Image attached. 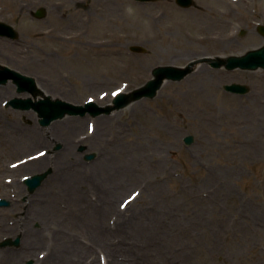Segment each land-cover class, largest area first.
Returning <instances> with one entry per match:
<instances>
[{"label":"rangeland","instance_id":"374dc122","mask_svg":"<svg viewBox=\"0 0 264 264\" xmlns=\"http://www.w3.org/2000/svg\"><path fill=\"white\" fill-rule=\"evenodd\" d=\"M35 1H24L23 8L0 3V20L20 32V42L10 41L8 47L0 43V63L34 76L43 87H57L53 99L77 104L93 99L106 105L117 91L146 83L158 65L182 66L202 55H241L264 44L257 29L264 24V0H229L233 7L227 0H195L190 8L175 0H102L110 16L107 24L98 23L91 31L87 16L107 14L97 10L100 1ZM218 6L229 18L209 29L230 32V46L218 49L191 37L186 46L170 49L171 60H158L148 71L130 65L116 68L93 41L112 27L109 18L117 19L113 29L125 25L130 37L112 44L125 52L119 58L123 65L133 63L156 49L153 34L146 35V15L157 14L169 28L190 21L196 27L191 13ZM39 7L47 11L43 18L31 13ZM158 22L155 18L153 24ZM35 24L54 28L58 37L53 33L38 38L42 28L34 30ZM67 34L73 35L69 41L59 40ZM131 45H143L147 51L133 52ZM234 81L249 83L252 92L240 96L223 88ZM193 90L201 100L190 94ZM26 96L13 82L0 85V107L7 110L0 113V198L10 201L0 207V258L23 246L29 202L47 200L40 187L29 191L24 178L51 169L45 183L56 170L52 156L59 154L61 172L70 166L96 172L72 190L61 189V219L49 226L52 232L61 229L57 264H264V68L228 70L201 63L183 80L165 81L153 98L97 117L66 115L48 126L41 125L33 109L7 104ZM67 117L75 119V126L83 122V127L74 134L69 133L74 124L63 123L61 137H52L53 124ZM98 125L96 136L89 137ZM9 126L27 134L34 128L41 137L19 141L10 136L12 142L5 143L2 134ZM189 134L195 137L191 145L184 142ZM90 152L97 157L87 161ZM116 160L127 167L117 188L108 170ZM41 161V166H25ZM31 227L38 234L42 222ZM17 237L20 245H1ZM32 243L30 252L20 253L21 264L29 259L43 264L51 253V241Z\"/></svg>","mask_w":264,"mask_h":264},{"label":"bare ground","instance_id":"6f19581e","mask_svg":"<svg viewBox=\"0 0 264 264\" xmlns=\"http://www.w3.org/2000/svg\"><path fill=\"white\" fill-rule=\"evenodd\" d=\"M24 1L26 0H0L1 5H16L17 7H22ZM100 2H96L95 5L97 7V10L106 12L107 14H102L103 17L95 18V17H89L87 16V25H88V30H94L95 27L98 26V23L100 24H107V16L109 15L108 8L106 7L105 3L102 0H96ZM223 4L226 0H216L217 3ZM229 0L226 1L228 3L229 7H233L234 3L228 2ZM33 3H36L35 0H33ZM26 7H28V4H26ZM217 9V10H216ZM18 10V9H17ZM191 16L194 18V22L196 24V27L193 26V24L189 22H185L181 25L178 26H172V28H169L165 26L162 23V18H159L157 14H154V16L146 15L145 20L147 21L146 25V35L153 34L154 39V44H155V50L154 54L151 56L147 57H142L139 58L136 62L133 63H125L123 65L119 58L125 54L123 50L118 49L117 47L113 46L112 43L118 42L120 39L126 40V38L130 37V34L126 33V30L128 29L127 26H123L121 30L113 29V22H119L117 19L114 18L112 21V18H109V23L112 24V27L110 26V29L106 34L99 38H95L96 40H93L96 42V46L98 48H101V53L103 55V58H106L104 60H110L111 62L114 63V66L118 69H121L122 67H126L128 65L132 66L135 69H140V70H150L152 65L157 62L158 60H171L174 55L172 54L171 50L172 48L175 47H183L188 44V39H191V37H194L197 42H202L206 41V43H209L211 46L214 48L220 49L223 46H230L232 43L231 39V33H224V31H215V30H210L209 25L213 26L210 28H214L216 23H222L224 21H227L229 18L227 11L224 9L221 10V8L218 6L215 9L211 7H206L202 11H197L191 13ZM157 18L159 21L157 23V26L153 24L154 19ZM34 30H39V28H42V31L40 32L38 38H41L42 36H49L50 34H53L54 36L58 37V34L56 33V30L54 28H48L44 24H35L33 25ZM85 29V31H88ZM72 34H67L65 37L59 36V40H64V41H69V38H72ZM166 45L167 49L162 50L161 46ZM94 47V48H95ZM1 49V48H0ZM198 52V51H196ZM171 55V57H169ZM183 56L187 54H182ZM201 71V70H200ZM61 82V80H60ZM40 87L43 89V91L51 96L57 95L56 93L52 92L57 90V87H43L40 82H38ZM194 98L202 99L201 95L197 94L194 90L190 92ZM0 113L5 114L7 113V110L0 107ZM64 125H72L74 124V128L70 129L69 133L77 134L76 131L80 130L83 127V122H79L75 126V119H72L70 117L65 118L63 121H58L53 124L51 128V134L52 137H61V124ZM76 127V129H75ZM99 128L98 126H95V131L92 135L89 137H94L97 134V130ZM101 128V127H100ZM102 129V128H101ZM5 134H2V140H6L7 142L5 143H10L12 141L9 140L10 136L13 138L21 141L25 138H30L33 137L34 139L39 140V137L41 135L39 133L41 132H36L33 129L29 130V134L24 133L21 128L18 126H9L6 128ZM8 133V134H7ZM33 135V136H32ZM46 158V155L43 157ZM41 159L44 161V159ZM52 160L54 161L53 164H57L55 173L49 180H47L43 185L40 187L43 192H46L45 194L47 195V200L45 201H38L37 203L35 200H31L28 204V212L26 216V226H23V235L22 239L23 240V246H21L20 250H7L6 253L0 258V264H21V258H20V253L28 251L33 247L32 241H35V243L42 242L44 239H47V241H51L50 249L51 253L47 256L45 260L42 261L43 264H57V258L54 256L57 252L60 251L61 248V237L60 231L61 229H56L55 231L52 229L50 230L49 226H53L55 224L58 216H61V189L63 191L67 190H72L73 188L77 187L79 184L80 180L81 182L87 178V172L88 170H83L82 167H75V166H70L68 168H65L63 172H61V156L59 154L52 156ZM41 161V162H42ZM66 161V160H64ZM68 162H74L77 164L75 161H68ZM44 162L40 163H34L30 162L26 164L25 166H30L33 164H36V166H41L43 165ZM78 165V164H77ZM108 167V166H107ZM127 167H124L122 164H119V162L113 161L111 164H109L108 170H110V177L114 179L113 187H118V184L122 183L123 175L125 172V169ZM108 170H107V175H108ZM95 170H91L89 176L95 177ZM101 173V174H99ZM97 174L98 177L102 178V173L99 172ZM112 174V175H111ZM122 177V179H121ZM97 178V177H96ZM121 179V180H120ZM62 181V184H61ZM120 181V182H119ZM39 188V189H40ZM52 190H59V191H52ZM35 221H40L42 222V228L39 229L38 234H33V228L31 227V224ZM28 222V224H27ZM45 224V225H44ZM47 225V226H46ZM34 238V240H33ZM38 239V240H37ZM37 240V241H36ZM48 253V251H47ZM39 262V261H38ZM91 264H94L93 261H91Z\"/></svg>","mask_w":264,"mask_h":264},{"label":"water","instance_id":"95a60500","mask_svg":"<svg viewBox=\"0 0 264 264\" xmlns=\"http://www.w3.org/2000/svg\"><path fill=\"white\" fill-rule=\"evenodd\" d=\"M178 2L184 6H190L193 4V0H178ZM35 14L38 17H43L45 15V10L39 9ZM260 30L264 34V26H260ZM0 33L9 35L11 37H16L18 34L11 25H8L3 22H0ZM131 48L135 51L143 50V48L140 46H132ZM202 60H210L212 61V64L216 67H219L225 63L229 68H235L238 66L242 68L264 67V47L259 50L250 51L246 55L241 57H230L227 61L213 58H205ZM194 64L195 62H192L186 68H178L175 66L158 67L154 71L156 75L155 79L150 80L144 87L135 89L129 93H120L114 99L112 105H107L105 107L99 106L95 102H89L85 106L75 105L63 100H52L50 97H46L37 101H34L30 97L26 99L14 98L9 102V104L13 105L16 108H34L36 111L39 112L40 116L42 117L41 123L43 125H49L53 120L58 119L59 117H63L67 113L72 115H85L87 112H89L92 115L97 116L102 113H110L115 109H121L134 100H138L143 97L155 96L157 90L161 87L163 81L166 78L181 80L193 70ZM10 79H13V81L17 83L19 92H30L34 95V97H37L38 94L42 93L41 89L37 86L36 80L33 77L24 75L14 69H11L8 66L0 64V84H5ZM225 87L230 91L238 93H246L249 91L248 86L237 83H234L232 85H226ZM185 140L187 143H192L194 141V137L190 135L187 136ZM94 157L95 154L93 153L86 155L87 159H93ZM48 174L49 171L27 178L26 183L29 185V189L31 191H34L37 187L41 185L42 181ZM9 204V201L5 199L0 200V206ZM19 242L20 239L17 238L15 241L8 240L3 244H18ZM28 264H33V261H30Z\"/></svg>","mask_w":264,"mask_h":264}]
</instances>
